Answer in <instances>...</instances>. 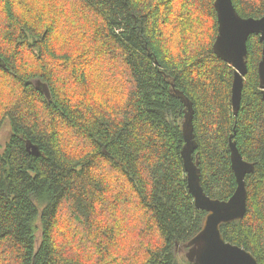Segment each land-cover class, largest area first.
<instances>
[{
	"label": "trees",
	"instance_id": "16d2710c",
	"mask_svg": "<svg viewBox=\"0 0 264 264\" xmlns=\"http://www.w3.org/2000/svg\"><path fill=\"white\" fill-rule=\"evenodd\" d=\"M261 18L263 0H232ZM215 0H0V264H195L182 150L193 104L205 193L237 189L230 141L255 165L226 241L264 264L263 44L249 38L241 108L213 49ZM175 87H174V86ZM174 87V88H173ZM47 88L51 101L43 93Z\"/></svg>",
	"mask_w": 264,
	"mask_h": 264
},
{
	"label": "water",
	"instance_id": "95a60500",
	"mask_svg": "<svg viewBox=\"0 0 264 264\" xmlns=\"http://www.w3.org/2000/svg\"><path fill=\"white\" fill-rule=\"evenodd\" d=\"M214 5L218 20V36L213 48L219 59L234 68L231 102L233 113L237 115L241 108L245 77L248 74L247 43L254 35L259 36L263 44L258 75L261 88L264 90V15L261 18H243L238 14L232 0H215ZM173 92L174 96L187 107L183 124L185 145L182 157L188 188L194 197L195 206L207 212L201 231L183 249L186 258L195 264H259L250 251L226 241L221 231L222 224L245 217L247 213L246 176L255 171V165L244 159L236 143L231 139L230 158L237 180V189L226 201L209 197L201 185V169L194 156L197 142L193 126V104L182 92L175 89ZM43 93L51 101L47 88L43 89Z\"/></svg>",
	"mask_w": 264,
	"mask_h": 264
},
{
	"label": "rangeland",
	"instance_id": "374dc122",
	"mask_svg": "<svg viewBox=\"0 0 264 264\" xmlns=\"http://www.w3.org/2000/svg\"><path fill=\"white\" fill-rule=\"evenodd\" d=\"M10 125L8 122L4 124L3 129L0 132V151H2L3 147L5 146L9 136H10Z\"/></svg>",
	"mask_w": 264,
	"mask_h": 264
},
{
	"label": "bare ground",
	"instance_id": "6f19581e",
	"mask_svg": "<svg viewBox=\"0 0 264 264\" xmlns=\"http://www.w3.org/2000/svg\"><path fill=\"white\" fill-rule=\"evenodd\" d=\"M214 49V48H213Z\"/></svg>",
	"mask_w": 264,
	"mask_h": 264
}]
</instances>
